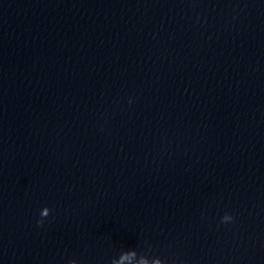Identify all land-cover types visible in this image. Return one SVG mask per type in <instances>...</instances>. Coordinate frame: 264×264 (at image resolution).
Wrapping results in <instances>:
<instances>
[{
  "label": "water",
  "instance_id": "1",
  "mask_svg": "<svg viewBox=\"0 0 264 264\" xmlns=\"http://www.w3.org/2000/svg\"><path fill=\"white\" fill-rule=\"evenodd\" d=\"M157 258L264 264V0H0V264Z\"/></svg>",
  "mask_w": 264,
  "mask_h": 264
},
{
  "label": "clouds",
  "instance_id": "2",
  "mask_svg": "<svg viewBox=\"0 0 264 264\" xmlns=\"http://www.w3.org/2000/svg\"><path fill=\"white\" fill-rule=\"evenodd\" d=\"M49 213H50V210H49L47 207H45V208L41 211V217H42V218H41L39 221H37V223L40 224V225H43V223H44V219H43V218L48 217V216H49ZM233 219H234V217L231 216L230 214H225V215L222 217V222H223V223H227V222L232 221ZM125 255H132V256H136V257H137V253H136L135 250H129V251L123 252V253L120 255L119 258H123ZM141 257H143V256H141ZM157 260L160 261L161 264H163V262H162L159 258H157ZM71 264H76V262H75V261H72ZM112 264H117V259H114V260L112 261Z\"/></svg>",
  "mask_w": 264,
  "mask_h": 264
}]
</instances>
